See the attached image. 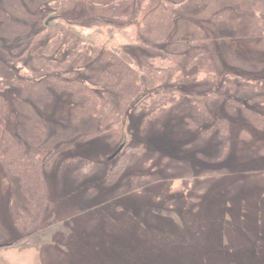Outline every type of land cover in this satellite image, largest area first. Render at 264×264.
Returning a JSON list of instances; mask_svg holds the SVG:
<instances>
[{"label":"rangeland","instance_id":"obj_1","mask_svg":"<svg viewBox=\"0 0 264 264\" xmlns=\"http://www.w3.org/2000/svg\"><path fill=\"white\" fill-rule=\"evenodd\" d=\"M125 12L143 44L87 40ZM193 38L179 98L137 109ZM0 100V264H264V0H0Z\"/></svg>","mask_w":264,"mask_h":264},{"label":"trees","instance_id":"obj_2","mask_svg":"<svg viewBox=\"0 0 264 264\" xmlns=\"http://www.w3.org/2000/svg\"><path fill=\"white\" fill-rule=\"evenodd\" d=\"M111 19L114 22H105L102 20L98 24H95L92 27L94 29L89 32L90 35L87 37V40L94 42L95 45H100L102 43L109 44L116 40L117 33L124 32V34L130 39H137L133 41V43L141 42L140 44H143V41L139 38L141 27L139 26L137 18L133 15V13L125 12L115 14ZM51 20L54 21L56 19L53 18ZM119 22H121V24H119ZM48 27H50V25H48L47 28ZM199 41L200 39L197 38L190 40L176 39L170 41L167 46L160 49V51H155L157 53L147 56L146 62L139 67V69L142 68L141 72L144 78L141 89L139 90V95L137 96V109L152 108L153 110L151 111V115H158L179 98L178 92L182 91L180 89L169 88L171 86L167 80L172 82L171 80L179 78L180 72L176 69V67L184 58H187L185 60L186 63L193 64L196 59L207 52L204 48L196 46ZM154 47L159 49L157 46ZM208 58L211 59H208L206 62L208 68H204V71H202L203 69L200 70L199 76L202 72L206 73L207 70L215 71V61L211 56H208ZM174 69L177 70V73ZM3 107L4 104L0 100V113L3 111ZM120 122L122 121L116 123L115 126L119 127ZM42 155L43 154H37L34 157V160L30 163V165L37 166L39 173L42 171ZM26 165L27 164L25 163V166ZM41 186H44V184L39 186V192L43 190V187Z\"/></svg>","mask_w":264,"mask_h":264},{"label":"water","instance_id":"obj_3","mask_svg":"<svg viewBox=\"0 0 264 264\" xmlns=\"http://www.w3.org/2000/svg\"><path fill=\"white\" fill-rule=\"evenodd\" d=\"M123 148V146L114 154V156Z\"/></svg>","mask_w":264,"mask_h":264}]
</instances>
